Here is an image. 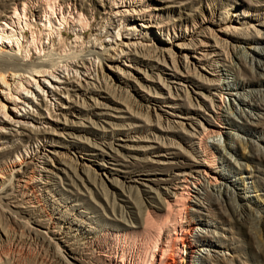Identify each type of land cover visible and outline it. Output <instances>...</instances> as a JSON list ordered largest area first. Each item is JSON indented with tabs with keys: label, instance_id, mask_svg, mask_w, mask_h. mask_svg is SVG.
<instances>
[{
	"label": "bare ground",
	"instance_id": "6f19581e",
	"mask_svg": "<svg viewBox=\"0 0 264 264\" xmlns=\"http://www.w3.org/2000/svg\"><path fill=\"white\" fill-rule=\"evenodd\" d=\"M88 1L92 10L102 11L104 15L105 32H110L111 39L104 46L103 41L99 43L97 50L103 52L101 60L119 83H110L104 74L102 80L97 74L90 77L91 73H85L87 70L80 72L62 63L61 56L53 57L50 53L53 39H57V44L61 42L62 30L71 29L80 39L90 28L83 0H0L3 8L0 11V212L5 205H13L16 211L6 210V216L22 223L23 218L35 215V209L27 203L41 186L47 188L48 180L60 178L59 174L63 173L67 181L72 177L82 181L81 174L86 176L88 165L82 163L75 168L62 161L58 150L61 146L55 137L67 141L69 144L65 147L72 153L76 146L68 140L83 143L82 138L88 140L84 135H76V132H90V128H84L83 120L97 124L91 116H110L107 112L110 108L121 111L123 115L119 118L132 124L122 130L125 141L130 142L121 146L127 153L115 148L114 142L104 144L105 147L94 143L87 151L120 162L129 181L136 182L145 173L141 183L147 187L144 191L147 196L151 192L155 194L147 202L130 197L133 185L126 188L113 177L118 172H112L105 164L100 166L103 173H94V179L86 176L97 195L102 189H95L91 179L101 188L107 187L104 185L107 180L113 186L127 189L128 200L136 209L131 215L133 220L130 218L121 234L115 232L114 240L118 242L122 236L125 243L135 247L136 264H184V261L186 264L183 257L186 247L191 252L190 264H220L223 257L219 248L229 246L214 239L209 232H216L208 227L214 226L222 232L229 229L212 224L211 211L227 208L237 221L242 220V215L252 209L249 197L253 196V193L240 194L241 188H246L245 179H252L253 188L245 192H256L257 185L264 184V177L254 173L260 170L257 165L255 168L246 165L248 173L244 175L240 171L237 177L226 175L216 167L220 156L236 152L237 147L245 150L248 145L231 132H224L227 135L224 142L216 139L224 128L222 121L251 135L264 128V91L261 89L264 45L253 46L264 42V31H261L264 13L260 19L257 16L264 11V0H254L253 9H243L233 20L228 11L231 4L220 0H171V4L168 0ZM256 21L260 28L256 27ZM26 33L29 34L26 36ZM156 34L163 36L161 42H157ZM166 70L173 74H166ZM222 75H232L233 79L221 80ZM169 78L182 82L183 86H171L167 83ZM128 83L133 84L137 95L147 104H160L157 107L160 110L162 105L169 107L170 111L161 112L165 120L156 106L151 107L150 114V107L141 104L140 112L139 107H132L134 101L121 100L113 94L120 84ZM223 94L234 96L238 105L234 100L224 105ZM232 112L243 119L241 125L232 121ZM169 117L187 120L188 128L182 121ZM105 123L109 127L113 125L106 136L116 135L118 128L114 125L117 124ZM136 127L145 135L136 136ZM208 138L215 140L209 144ZM240 155L264 160L258 148L251 150L250 155ZM158 187L163 191H158ZM111 210L114 211L113 205ZM18 214L24 215L20 219ZM61 221L62 226L53 232L60 235L70 252L68 255L83 264L84 259L71 252L69 237L74 238L73 232L78 231L84 238L100 239L97 230L73 216H64ZM32 222L48 229L46 220L34 218ZM108 231L101 234V242ZM29 232L44 241L38 229L32 228ZM189 232L193 237L190 246L185 243ZM0 235L8 238L1 226ZM97 248L102 264H124L122 246L119 260L110 255L108 245L98 243Z\"/></svg>",
	"mask_w": 264,
	"mask_h": 264
},
{
	"label": "rangeland",
	"instance_id": "374dc122",
	"mask_svg": "<svg viewBox=\"0 0 264 264\" xmlns=\"http://www.w3.org/2000/svg\"><path fill=\"white\" fill-rule=\"evenodd\" d=\"M170 1L171 0H168L169 3ZM220 1L231 4V6L228 7L229 17L231 20L239 16V14L242 12L243 9H248L249 7H250L249 9L254 8V6H252L254 0H220ZM83 2L85 5L84 7L88 10L87 17H89V20L91 21L90 28L85 33L81 34L83 37H80V39L76 38L74 32L71 29L62 30V40L61 42H59L60 45L57 44L56 42L57 39L54 38L53 45L50 46L49 48L50 53L53 57L61 56L62 63L69 64L72 68L74 69L76 68L80 72L87 70V72L85 73H91L90 77H95L96 74H97L96 76L102 77V74H104V75H108L107 77L104 78L108 79L110 83H112L113 81L119 83L117 82L115 75L107 69L106 62L104 60L103 61L101 60L100 53L103 52L98 53L99 50H97V47H100L99 43L103 41L104 43L102 42L103 43L102 45L104 46L105 42L111 39V36H108L110 32L108 33L105 32L107 28V24L105 22V19L103 18L104 15L102 11L92 10L91 7L89 6L90 2L88 0H83ZM1 10H3V8L0 7V11ZM261 13H264V11L260 12L259 14L256 13L259 19L262 17L260 15ZM91 15L93 16V18L90 17ZM255 24L257 28H260V26L257 25L258 24L257 21L255 22ZM39 28L43 30L44 27L39 26ZM261 31L263 32L264 30ZM28 34L29 33H26V36ZM262 36L264 37V35ZM161 38H163L162 35L158 36L156 34L157 42H161ZM95 45H97L96 48H94ZM164 45L167 44L164 43ZM254 45L257 47H261V45H264V42L260 44H253V46ZM59 46H61L62 48ZM246 49L248 52L251 53V49H249V46L248 47L246 46ZM83 65L86 66V68H84ZM197 70L202 71L199 68V66H197ZM166 71H167L166 74H173V72L169 70ZM166 76L172 77L170 75H166ZM100 79L102 80L103 77ZM220 79L231 81L233 77L232 75H222L220 76ZM167 83H169L171 86L178 88L183 86L182 82H179L174 78H169ZM261 89L262 91H264V86H262ZM151 91H152L151 94H154L155 90L153 89ZM113 94L116 97H120L121 100L124 99L129 102L134 101V103H132L134 104V106L132 107L133 108L139 107L140 112H141V104L143 106L145 104L150 107L149 109L150 114H151L152 106H156L154 108L157 109L158 113L163 112L162 110L170 111V108L166 107V105H162V110H160L157 108L158 105L160 104H154V103L147 104L146 102H144L140 98V96L137 95L135 87L133 86L132 83H128V85L120 84L119 89L114 90ZM223 97L225 99L224 105L230 104L231 100H234V102L238 105V102L237 100H235L234 96H231L229 94H223ZM206 103L208 104V102ZM109 106L113 107V104H109ZM201 108L205 109V107H201ZM246 109L248 111H251L249 108ZM107 112L110 113V116L103 115L100 118L91 116L92 121L97 124H91L87 120H83L84 128H90L88 130L90 132H87V134L84 132L82 133L76 132V135L80 134L82 136L84 135V137H87L88 140H85V138L81 139L85 143L74 142V140H68L73 142L72 144L75 145L76 147L79 148L83 147L82 150L74 147V149L76 150L72 149L71 151L72 153H70L68 152V149L65 147L69 143L67 141L60 140L59 137L57 136L55 137V141H58V145L61 146L58 147V150L61 151L60 156L63 159L62 161L72 164V166L75 168H79L80 164L82 165V163H85L86 167L88 165L87 167L88 172H85L86 176L88 175V177H91L92 179H94L95 177L94 173H100V174L103 173L100 169V166L102 164H105V167L111 169L112 172H118V176L113 175V177L117 178L119 181H122L125 184L126 188L128 187V185L129 186L133 185V188L131 189L132 194L130 195V197H134V198L136 197L135 198L136 200L143 199L145 202H147L148 200H150L149 197H151L154 194V192H151L147 196V194L144 191L147 190V187L143 186L141 183L144 181L142 179L146 176L145 173L139 176L141 178H137L138 181L136 182H133L131 180L129 181L124 177L125 173L123 172L124 171L123 169L125 168H123V166L120 165V162L116 161L114 158L107 156L102 158L101 156L91 155L89 153L90 151H87V149H90L94 143L98 144L99 146L105 147L104 144H107L108 142L109 143L114 142L113 145L115 148L119 149V151H121L122 153H127V150L123 149L121 146L124 145L125 143H130V142L125 141L127 139L125 136L122 135L123 134L122 130L125 131L129 129V126L131 127L132 124L130 123V120H126L125 118H122L123 119L122 120L119 118L121 115H123L121 111H115L113 109L108 108ZM206 112L208 113V110H206ZM252 113H256V112H252ZM161 114H162V118L164 119V117H166L165 114L163 113ZM235 115L236 114L232 112V116H233L232 121L235 122L236 120L238 121V123L237 122L236 123L238 125H241L243 119ZM169 118L170 120L182 121L183 123H185V127L188 128V124H187L188 122H186L187 120L180 117L179 118L169 117ZM74 119L78 120V118H74ZM163 119L161 122L163 125H166V122L163 121ZM105 122H115L117 124L114 125L115 128H118L117 129L118 131H115L116 135H114L113 137L106 136L107 134H109L111 130L110 128L113 125L109 127L108 124ZM224 122L225 120L220 123L221 125H223L224 128H222L221 134L218 137H216V139H220L221 142H224L225 139L227 140L226 137L227 135L224 132H231L233 134L238 135L240 139L246 141L248 145L245 150L243 148L241 150V148L237 147L236 152L229 151V154L226 155V157L224 156L219 157V154H216L220 158V162L219 161L216 162L217 163L216 167H218L219 170H221L226 175H232L233 177H237L238 175L236 174L239 173L240 171H242V174L244 175L248 173L249 170H245L244 168L246 167V165H248L249 167L252 166L254 168L257 165L260 170H258V172H254L255 175H260L261 177H264V160L258 161V159L253 157L243 158L240 155L241 153L244 154L247 153L248 155H250L251 150L257 148L259 149L260 154L264 155V128L261 130V132L251 135L247 131L238 129V127L228 126L227 124H223ZM101 125L105 126V129H103ZM54 128L60 132V129L58 127H54ZM135 130L138 132L136 136L145 135V133L143 132V130H141L140 127H136ZM67 139H72V138H67ZM175 139L176 141H179L177 138ZM213 139L215 140V138H208V143L210 144ZM60 141L61 143H59ZM239 168H241L242 170H240ZM59 176L60 178H56L54 180L52 179L48 180L47 188L41 186L37 191V193L31 196L32 197L31 202L27 204L29 206L31 205L29 208L35 209V215H33V218L29 216L27 218L25 216L26 218L22 219L23 222L19 223L16 219L9 218L6 216L8 212L6 210L11 209L16 211L14 206L13 205L4 206L6 208L4 209V211L0 212V226L7 234L8 238H5L0 235V258H2L0 259V264H81L75 261L74 259H72L68 255L70 254V252L69 250H67V247L63 245V242L60 240V235L53 232L54 230L62 226L61 219H63L64 216H73V218L83 221L85 223L84 225L87 224L89 227H93L95 230H97L96 235H98L100 239L98 238L94 239L95 237L84 238L82 235H80L78 231L73 232L75 236L74 238L69 237L70 240L68 244L71 243L70 244V246L72 247L71 252L74 251L73 253L78 254L77 257L83 258L84 259V261H82L83 264H89V262L90 263L92 262L93 264H102L101 263L102 259H100L101 252H99V248H97L98 243H101L103 245L104 244L108 245V248L110 249L109 250L110 255L117 260L121 258V246H122V248H124V254H125V256L123 257L124 264H136V262H138V254L135 251V247L132 248L133 247L132 245L125 243L122 236L119 237L120 238L118 241L119 243L115 241L113 238L116 231L120 232L118 234H121V230H123L126 227V225L130 223L129 222L130 218L131 220H133L132 219L133 216L131 217V215H133V213L136 212V209L133 207V204H131V202L128 200L127 189L121 188L118 185L113 186L107 180L104 181L105 182L104 185L107 187H103L104 188L103 189L101 188L100 185H98V182H96V180H94L95 181L94 182L91 179L90 181L93 183V185L96 184L95 189L96 188L97 190L102 189L101 191L99 190L100 194L97 195L94 192L95 190L93 186H91V184H89L88 181L86 180V176L84 174H81L82 181L77 180L75 177L69 178V181H67L66 180L67 178H65L63 173H60ZM102 177L105 179L104 176ZM251 181L252 179H245L244 186L246 188L244 189L242 187L241 188L242 193L240 192V194L253 193L252 194L253 196L249 197L250 198L249 204L251 205L252 209L249 212H245V214L242 215L241 218L242 220L237 221L235 216H233L230 210L227 208H224L221 211H217V210L211 211L210 215L213 216L214 220L212 219L210 220V222L212 224H221L222 226H224V228L229 229V231L222 232L221 229H215L214 226L208 227L209 230H214L216 232V233L209 232V234L214 239H219L223 243L228 244L229 246V247L219 248L220 249L219 254H221L220 257H223L219 262L220 264H264V184L262 183L261 186L257 185L256 189L258 191L256 192H245V191L253 190V188H251V184H252L250 183ZM137 186L138 189L136 188ZM86 188H90V189L86 190ZM103 190L106 191L107 193L104 192ZM158 191L162 192L163 189L161 187L160 188L158 187ZM237 201L239 202V198ZM111 204L114 206V211L111 210L112 207ZM202 211L203 213H207L205 210ZM36 213L39 215H36ZM21 215L24 214H20V215L18 214L17 217L20 218ZM34 218L40 220H46V223L48 221V229L43 227L41 228L39 227V225L37 226L36 224H34L32 222ZM188 218L191 220V218L187 214V219ZM32 228L39 230V234L42 236V238H44V241L40 240L39 238H36L29 232V230ZM106 231H108L109 234H107L106 239L101 242L100 236L101 234L107 233ZM191 234L192 232L186 234L185 243L188 246H190L193 243L192 240L193 237L191 236ZM219 234L220 236H218ZM190 255L191 252L189 250V247H186V249H184L183 252V257L186 260V264H190L189 263ZM119 264H121V262Z\"/></svg>",
	"mask_w": 264,
	"mask_h": 264
}]
</instances>
